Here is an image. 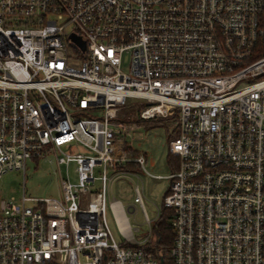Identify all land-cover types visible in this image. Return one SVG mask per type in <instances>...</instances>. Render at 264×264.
Returning <instances> with one entry per match:
<instances>
[{
    "label": "built area",
    "instance_id": "built-area-1",
    "mask_svg": "<svg viewBox=\"0 0 264 264\" xmlns=\"http://www.w3.org/2000/svg\"><path fill=\"white\" fill-rule=\"evenodd\" d=\"M263 38L264 0H0V178L40 161L76 175L59 198H0V264H161L142 187L110 198L119 167L148 174L119 144L129 99L175 119L171 262L264 264Z\"/></svg>",
    "mask_w": 264,
    "mask_h": 264
},
{
    "label": "rangeland",
    "instance_id": "rangeland-1",
    "mask_svg": "<svg viewBox=\"0 0 264 264\" xmlns=\"http://www.w3.org/2000/svg\"><path fill=\"white\" fill-rule=\"evenodd\" d=\"M142 104L143 101L140 99H129L126 106L121 107L117 112L118 120L126 125L127 133L121 138L119 144L126 145L143 155L145 170L151 176L140 167L136 171L119 173L113 182L110 198L119 200L126 208L133 203V186L137 183L142 187L143 206L153 227L158 217L157 210L161 209L163 198L169 187V180L166 177L171 170L168 164L167 144L169 136L175 129V119L169 117L141 121L138 118V112ZM59 175L63 178L68 176L72 184L76 183L75 165L70 163L67 167L63 166L59 172L56 164L48 161H40L37 165L28 162L24 172H9L0 178V198L14 199L16 202H20L23 195L40 200L59 198L61 193ZM95 176H98L97 170H95ZM154 177H161V179ZM26 204L33 206L32 202ZM127 217L131 228L139 229L137 233L134 232L136 239L143 240L148 235L149 229L144 224L141 211L138 209L135 215L127 213ZM106 218L112 237L119 242L120 233L108 206ZM155 242L154 236L152 243L155 245Z\"/></svg>",
    "mask_w": 264,
    "mask_h": 264
},
{
    "label": "trees",
    "instance_id": "trees-1",
    "mask_svg": "<svg viewBox=\"0 0 264 264\" xmlns=\"http://www.w3.org/2000/svg\"><path fill=\"white\" fill-rule=\"evenodd\" d=\"M259 45L261 47L260 54H264V38L259 40ZM140 120V119H139ZM177 136V131L174 130L169 136L168 140H171ZM125 151L130 157H137L139 154L134 150L130 149L125 145ZM168 164L171 172L176 169V160L168 155ZM118 169L126 171H136L138 166L134 163H127ZM171 212L169 210L161 207L159 210V215L155 224L152 227L153 236L156 237L155 249L153 250L156 253V258L161 260V264H173L169 258L170 247L173 241V232L169 226V219Z\"/></svg>",
    "mask_w": 264,
    "mask_h": 264
},
{
    "label": "water",
    "instance_id": "water-1",
    "mask_svg": "<svg viewBox=\"0 0 264 264\" xmlns=\"http://www.w3.org/2000/svg\"><path fill=\"white\" fill-rule=\"evenodd\" d=\"M71 37L78 45H80L82 48H84L83 45L81 44L80 38L75 37L74 35H72Z\"/></svg>",
    "mask_w": 264,
    "mask_h": 264
}]
</instances>
